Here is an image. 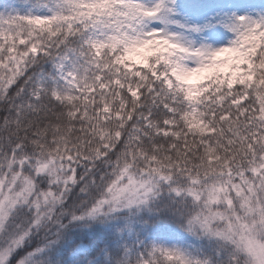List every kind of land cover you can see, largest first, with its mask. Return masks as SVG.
<instances>
[{
	"label": "snow or ice",
	"instance_id": "obj_1",
	"mask_svg": "<svg viewBox=\"0 0 264 264\" xmlns=\"http://www.w3.org/2000/svg\"><path fill=\"white\" fill-rule=\"evenodd\" d=\"M0 264H264V0L0 4Z\"/></svg>",
	"mask_w": 264,
	"mask_h": 264
},
{
	"label": "trees",
	"instance_id": "obj_2",
	"mask_svg": "<svg viewBox=\"0 0 264 264\" xmlns=\"http://www.w3.org/2000/svg\"><path fill=\"white\" fill-rule=\"evenodd\" d=\"M5 2H8V0H0V4H3V3H5ZM43 68L44 69H50L51 67L49 66V64H45L44 66H43ZM49 71V70H48Z\"/></svg>",
	"mask_w": 264,
	"mask_h": 264
},
{
	"label": "rangeland",
	"instance_id": "obj_3",
	"mask_svg": "<svg viewBox=\"0 0 264 264\" xmlns=\"http://www.w3.org/2000/svg\"><path fill=\"white\" fill-rule=\"evenodd\" d=\"M50 71H51V70H50ZM50 71H49V72H50Z\"/></svg>",
	"mask_w": 264,
	"mask_h": 264
}]
</instances>
